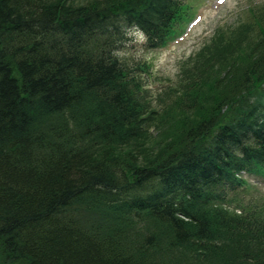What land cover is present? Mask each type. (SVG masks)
Returning a JSON list of instances; mask_svg holds the SVG:
<instances>
[{
  "label": "trees",
  "instance_id": "16d2710c",
  "mask_svg": "<svg viewBox=\"0 0 264 264\" xmlns=\"http://www.w3.org/2000/svg\"><path fill=\"white\" fill-rule=\"evenodd\" d=\"M263 3L172 116L118 53L166 46L186 2L0 0V264H264Z\"/></svg>",
  "mask_w": 264,
  "mask_h": 264
},
{
  "label": "rangeland",
  "instance_id": "374dc122",
  "mask_svg": "<svg viewBox=\"0 0 264 264\" xmlns=\"http://www.w3.org/2000/svg\"><path fill=\"white\" fill-rule=\"evenodd\" d=\"M183 1L190 6L188 14L194 17L186 25L184 22L180 24L182 25L179 27L182 31L180 36L160 49L144 50L142 36L127 33L128 41L118 53L124 60L145 62L148 65V73L141 74L146 87L145 99H149L150 106L155 111L160 113L165 111L164 113H170L172 116L177 115L180 110L171 109L174 107V98L182 97L184 92L192 94L193 91L190 92L188 86H191L192 81L195 82V86L199 84L198 82L205 76L204 69H207L208 77L211 76L208 79L212 78L211 72L219 71L222 74L225 71L222 67L226 56L220 54L222 49L219 50L220 41L216 38L222 36L224 39L231 30L237 28L239 30L247 18L246 9L253 4L264 2V0ZM228 41L231 40L227 37L226 42ZM190 109L186 102L182 115ZM164 121L165 118L161 120ZM149 132L151 135L156 133L153 128L149 129ZM243 176L248 186L252 188L250 196L255 198L259 195L264 198V177L245 174Z\"/></svg>",
  "mask_w": 264,
  "mask_h": 264
},
{
  "label": "bare ground",
  "instance_id": "6f19581e",
  "mask_svg": "<svg viewBox=\"0 0 264 264\" xmlns=\"http://www.w3.org/2000/svg\"><path fill=\"white\" fill-rule=\"evenodd\" d=\"M260 238V237H259ZM258 260V259H257ZM263 262V261H262ZM259 263V262H258Z\"/></svg>",
  "mask_w": 264,
  "mask_h": 264
}]
</instances>
